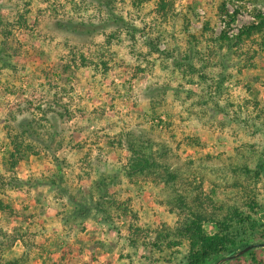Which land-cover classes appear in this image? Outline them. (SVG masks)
Listing matches in <instances>:
<instances>
[{"label": "clouds", "instance_id": "clouds-1", "mask_svg": "<svg viewBox=\"0 0 264 264\" xmlns=\"http://www.w3.org/2000/svg\"><path fill=\"white\" fill-rule=\"evenodd\" d=\"M261 23L264 0H0V264H189L197 217L264 218Z\"/></svg>", "mask_w": 264, "mask_h": 264}, {"label": "trees", "instance_id": "trees-1", "mask_svg": "<svg viewBox=\"0 0 264 264\" xmlns=\"http://www.w3.org/2000/svg\"><path fill=\"white\" fill-rule=\"evenodd\" d=\"M163 10V8L161 9ZM223 10V8H221ZM204 30H209V25L205 24ZM264 34V23H261L259 27L253 25L250 28H245L242 30V34H246L249 39L253 33ZM6 35H11V33H6ZM226 33L220 37L221 40L226 39ZM195 40V37H192ZM241 37L238 36L237 40ZM253 44L257 42L252 40ZM153 50H157L152 45ZM261 51H264V35L261 37V43L259 44ZM254 53L251 59H254L258 54ZM260 53V52H259ZM254 65V64H253ZM253 65H251L253 67ZM248 65H246L247 67ZM195 71V69H192ZM202 79L204 77H201ZM13 160L15 157L13 156ZM15 161H13V166ZM260 171H264V162L260 165ZM259 173H257V176ZM249 209L251 213L242 212L239 208H228L227 214L224 216L222 222H215V235L207 236L204 230L200 226V221L204 219L203 217H197L195 223L191 224L188 228V233L192 239L191 253L189 256V264H217L220 260L226 259L231 255L237 254V249H245L251 245V242L256 240L264 239V218L261 220H254L253 215L257 213V208L259 205L255 200L248 201ZM5 206L3 202L0 201V209L4 210ZM11 211V209H8ZM264 211V209H261ZM138 231V230H137ZM135 244V241H133ZM159 247V245H155ZM171 247V245H170ZM259 255H256V251L250 252L243 257H240L236 262H241L242 259L252 258L254 264H264V259L260 260ZM65 260V256L62 257ZM11 264H19L18 261H13Z\"/></svg>", "mask_w": 264, "mask_h": 264}, {"label": "rangeland", "instance_id": "rangeland-1", "mask_svg": "<svg viewBox=\"0 0 264 264\" xmlns=\"http://www.w3.org/2000/svg\"><path fill=\"white\" fill-rule=\"evenodd\" d=\"M20 23L21 24H23L24 23V21H23V17H21V19H20ZM155 46V45H154ZM261 52H264V51H261ZM261 52L259 53H257L258 55L257 56H259V55H261ZM256 66L255 65H253V68H255ZM105 68H107V65H105ZM64 71H68V68H67V66L65 67V69H64ZM259 79H260V77L259 76H256L255 77V80L256 81H259ZM249 87V91H251L252 89H251V86L249 85L248 86ZM13 161H15V159L13 160ZM2 202V201H1ZM247 204H248V202H247ZM246 207L248 208V213H251L252 214V212L250 211V209H249V205H246ZM1 210V209H0ZM11 212V211H10ZM27 219H29V217H25V220H27ZM81 231H87V229H85V228H81ZM77 243L78 244H80L81 242L80 241H77ZM90 245H91V247H90V250H92V249H95V248H97V247H99V248H101V249H103V244H101L100 242H98V241H95V238L94 237H92V239L90 240ZM251 245H257V246H259V247H257V248H255V249H253V250H251V251H249V252H247L246 254H248V253H250V252H254V251H256V255L258 254L259 256V259L260 260H263L264 259V239H262V240H256V241H253V242H251ZM243 249H240V247L237 249V251L236 252H240V251H242ZM79 251H82V248L81 249H79V250H76V253L78 254V252ZM246 254H244L243 256H245ZM74 255V250L72 249V248H68L67 249V251H65V252H63L62 253V255L59 257V260H60V262H61V264H63V261L64 260H62V257L63 256H65V260H67L70 256H73ZM243 256H241V257H243ZM121 258H123V257H121ZM240 258V257H239ZM239 258H237V259H234V260H231V261H228V262H224L223 264H254V262H253V259L252 258H248V257H246V259H242V261L241 262H236V260H238ZM41 259H43L42 257H41ZM93 259H95V256H93ZM45 264H47V261H45ZM70 264H71V262H70ZM107 264H112V262H111V260H109L108 262H107Z\"/></svg>", "mask_w": 264, "mask_h": 264}, {"label": "water", "instance_id": "water-1", "mask_svg": "<svg viewBox=\"0 0 264 264\" xmlns=\"http://www.w3.org/2000/svg\"><path fill=\"white\" fill-rule=\"evenodd\" d=\"M257 247H259V246H257V245H250L247 248L243 249L242 251L237 252V254L231 255V256L227 257L226 259L220 260L217 264H223L224 262H228V261L237 259V258L243 256L247 252H249V251H251V250H253V249L257 248Z\"/></svg>", "mask_w": 264, "mask_h": 264}]
</instances>
